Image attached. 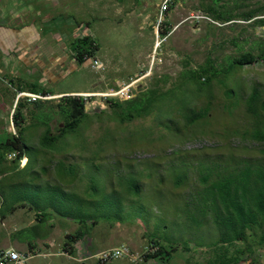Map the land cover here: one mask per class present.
<instances>
[{"label": "rangeland", "instance_id": "374dc122", "mask_svg": "<svg viewBox=\"0 0 264 264\" xmlns=\"http://www.w3.org/2000/svg\"><path fill=\"white\" fill-rule=\"evenodd\" d=\"M173 1L163 14V0H43L26 8L45 22L46 31L65 35L68 46L89 34L100 48L82 64L70 51V73L49 89L64 93L61 97L90 92L77 95L89 116L65 136L58 135L65 125L61 97L32 105L25 114L22 100L11 102L20 82L0 70V141L23 131L30 160L22 167L26 161L8 159L10 153L0 148V248L13 242L41 246L50 238L55 241L51 254L43 251L28 264H81L77 255L60 250L66 232L82 228L76 245L94 254L123 244L143 254L155 244L163 248L160 264H264L263 229L248 231L245 242H230L235 233L225 227L228 215L212 191L216 180L264 156V144L247 133L252 121L245 112L252 88L260 86L264 93V62L236 74L230 82L236 96L227 98L215 82L212 98L204 97L196 107L212 101L203 120L185 118L192 100L191 92L182 90L148 116L126 123L113 117L106 102L126 101L155 86L172 88L183 71L197 69L208 58L219 66L242 53H258L254 43L264 40V27L241 18L215 21L208 14L212 0ZM221 3L236 15L264 0ZM166 20L169 33L163 38ZM22 75L25 85L38 81L35 72ZM43 88L37 85L36 91ZM14 115L25 121L16 125ZM48 122L54 143L42 142ZM129 259L111 263L128 264Z\"/></svg>", "mask_w": 264, "mask_h": 264}, {"label": "trees", "instance_id": "16d2710c", "mask_svg": "<svg viewBox=\"0 0 264 264\" xmlns=\"http://www.w3.org/2000/svg\"><path fill=\"white\" fill-rule=\"evenodd\" d=\"M221 1L212 0L211 4H208V14L215 21L230 22L234 18H241L245 21H253L254 26L264 27V4L234 15L232 10L228 9ZM174 4L173 1L169 10L173 8ZM168 33L169 23L166 20L163 22L161 37L165 38ZM254 44L258 47V53L248 51L232 57L228 64H219V66H216L213 59L208 58L207 62L197 69L191 68L183 71L178 84L165 91L159 86H155L126 101L107 98L106 102L113 108V117L121 123H126L148 116L154 110L159 109L158 104L169 102L171 97L176 95V92L182 90L186 92L185 95L191 92L192 100L190 108L184 114L185 118L191 122L197 119L203 120L210 111L212 101L209 100L210 103L201 109L197 110L196 107L204 97L212 98L210 92L215 82L224 87L227 98L236 96L237 89L230 87V82L235 80L236 74L260 61L264 62V40ZM99 48V42L89 34L75 38L70 43V49L78 64L84 63ZM237 85V88H240L241 82L237 81ZM46 93L47 91H44V94ZM85 103L84 99L77 95L63 96L59 99V111L62 112L65 120V125L59 130V136H65L79 124L82 117L89 116L86 114ZM37 105L41 106V103ZM160 109V111L163 110ZM245 112L246 119L252 121V127L247 133L253 142L264 144V93L260 86L255 85L252 88L246 100ZM14 122L16 125H20L16 115H14ZM49 125V122L45 124L48 128L42 135L43 143H54L57 139ZM22 132L0 141V148L5 147V151L17 153L16 159L20 161L26 157L24 151L26 143L22 138ZM261 152L264 154V149ZM29 164L30 160L25 167ZM235 170L237 171L219 178L212 184L215 202L228 215L224 225L235 233L234 236H231L230 242L247 241L248 231L258 227L263 229L261 242L264 243V156L255 162L248 161L240 170L239 168ZM79 238V235L72 236L69 234L64 248L73 254L74 244ZM157 247V252L147 254L146 257L161 254L163 248Z\"/></svg>", "mask_w": 264, "mask_h": 264}, {"label": "crops", "instance_id": "0c3cea01", "mask_svg": "<svg viewBox=\"0 0 264 264\" xmlns=\"http://www.w3.org/2000/svg\"><path fill=\"white\" fill-rule=\"evenodd\" d=\"M42 1L43 0H0V70L7 72V74H9L12 78L15 76V80L20 82V86L17 88L20 92L44 94V91H47V94L58 98L64 95V93L50 92L49 89L70 73L71 65L69 59L71 57V50L70 44L68 46L69 42L67 43L65 41V35L58 36L54 30L46 31L45 22L42 24L37 16H33L32 12L27 11L26 8L28 6H30V8H36ZM56 40L62 44L61 48L56 47V44L59 43L56 42ZM60 43L58 44L59 46ZM58 49L61 51H58L59 53L57 55L55 50ZM32 72L37 74L34 75V77L37 76L36 79L38 81L25 85L21 79L23 76L22 74H30ZM37 85L43 86V89L45 90L39 92L36 91ZM5 87V85H2L3 91H5ZM84 93L90 92H79L77 94L76 92H73V94L76 95ZM1 95L4 97V93L0 92V97ZM21 100L22 112L25 114L27 113L26 110L29 111V108L32 105L37 106L38 103L43 104L45 102H49L48 100H40L35 103H30L27 99ZM16 101L17 96L16 99L13 98V101L11 100L14 105L16 104ZM7 119V117H4V120ZM20 119L25 121L24 118ZM9 124L10 123L4 124L6 132H9L7 129L9 128ZM9 135L12 136L13 133H9ZM23 160L26 161V164L22 165V167H25L29 159L25 157ZM37 219L42 220L39 214ZM69 234L72 236L79 235L81 238L83 237V230L82 228H75L74 233L66 232L65 236ZM41 241V246L38 244H24L19 242H13L9 245L10 248H13L23 254H31L29 255L30 260L31 257L36 256L39 253L41 254L43 251V255L51 254L50 251L53 250L55 241H52L50 238H44ZM67 241L68 240L64 242V246ZM116 246L117 245L113 247ZM93 251L94 250H90L88 246L83 247L81 250L75 243L72 256L77 255L78 261L81 264H94L92 260L88 259L89 256L94 254ZM60 253H62V249L60 250ZM157 257L158 255L142 257L136 263L132 259H129L130 261L127 263L160 264L157 261Z\"/></svg>", "mask_w": 264, "mask_h": 264}, {"label": "built area", "instance_id": "2783aa9c", "mask_svg": "<svg viewBox=\"0 0 264 264\" xmlns=\"http://www.w3.org/2000/svg\"><path fill=\"white\" fill-rule=\"evenodd\" d=\"M172 3L173 0H163V5L161 9L162 14L167 13ZM97 63L98 62L96 61L95 64ZM124 91H126V89L121 90V93ZM110 95H114V93L109 94V96ZM53 98L55 97L47 93L37 94V93L19 92L17 95V101H20L21 99H27V101L30 103H35L40 100H52ZM17 157H18L17 153H10L8 155V159H12V160L16 159ZM157 250L158 247L154 244L151 247H146L144 251L145 253L138 254V253H133V250L129 245L123 244L120 246L113 247L102 253L93 254L89 256L88 259L92 260L94 264H110L114 260L127 259V258L132 259L136 263L142 257H146L147 254H151V253L153 254L157 252ZM62 254L72 256L71 252L65 249L64 247L62 248ZM29 255L23 254L13 248H0V264H28Z\"/></svg>", "mask_w": 264, "mask_h": 264}]
</instances>
